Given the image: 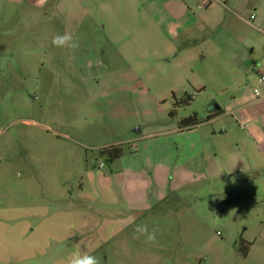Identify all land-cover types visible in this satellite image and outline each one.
Segmentation results:
<instances>
[{"label":"rangeland","instance_id":"rangeland-1","mask_svg":"<svg viewBox=\"0 0 264 264\" xmlns=\"http://www.w3.org/2000/svg\"><path fill=\"white\" fill-rule=\"evenodd\" d=\"M262 78L264 0H0V264H264Z\"/></svg>","mask_w":264,"mask_h":264},{"label":"clouds","instance_id":"clouds-1","mask_svg":"<svg viewBox=\"0 0 264 264\" xmlns=\"http://www.w3.org/2000/svg\"><path fill=\"white\" fill-rule=\"evenodd\" d=\"M52 45L57 48H71L76 50L79 47L78 41L73 38L71 33L65 32L63 34L57 33L52 38ZM134 238L139 239L143 237V242L148 245L157 243L156 229L149 231L146 224H139L133 230ZM66 264H101L100 259L80 248L72 251L66 260Z\"/></svg>","mask_w":264,"mask_h":264},{"label":"crops","instance_id":"crops-1","mask_svg":"<svg viewBox=\"0 0 264 264\" xmlns=\"http://www.w3.org/2000/svg\"><path fill=\"white\" fill-rule=\"evenodd\" d=\"M263 99H264V97L261 98V99L260 98H256V99H254L252 101H249L247 104H245V106L248 105V104H256V103L262 102ZM242 107H240V108H242ZM177 130H179V129L178 128L177 129H173L174 132L177 131ZM138 134H141V135H136V136L130 137L128 139H124L122 141L113 142V143H110V144L138 143L139 141L149 140V139H151L150 137H153V135H154V134L142 135V133H138ZM147 180H148V182L150 181L149 177H147ZM155 182L156 183H155L154 187H156L155 188L156 190H154L155 194H154V196L152 198L150 197V199H149L148 191H146L145 192L146 194L142 196V200H138V199H134L133 200L132 199V200H128L127 203H129V202L130 203H134V206H136V209L138 211H140V212H143L144 210L151 209L154 204H156L158 202H161L162 199H160V198H162V196H161V192H160L161 190H160V185H159L160 181H159V179L156 178ZM122 190H123V188H122ZM124 193H125V190H123V192H122L123 196H125ZM124 198L126 199V197H124ZM65 213H67V215H70L71 211H67Z\"/></svg>","mask_w":264,"mask_h":264},{"label":"trees","instance_id":"trees-1","mask_svg":"<svg viewBox=\"0 0 264 264\" xmlns=\"http://www.w3.org/2000/svg\"><path fill=\"white\" fill-rule=\"evenodd\" d=\"M220 114L221 111L217 115ZM199 123L200 122L197 121L196 118L188 119L182 123L181 128H191L198 125ZM128 150H129V144L111 145L109 147L103 148L101 150V154L102 156L106 157L109 161H116L120 159L123 155H125ZM244 254L247 255L248 251H245Z\"/></svg>","mask_w":264,"mask_h":264},{"label":"built area","instance_id":"built-area-1","mask_svg":"<svg viewBox=\"0 0 264 264\" xmlns=\"http://www.w3.org/2000/svg\"><path fill=\"white\" fill-rule=\"evenodd\" d=\"M252 19H255V16H252ZM261 81L264 83V78H262Z\"/></svg>","mask_w":264,"mask_h":264}]
</instances>
